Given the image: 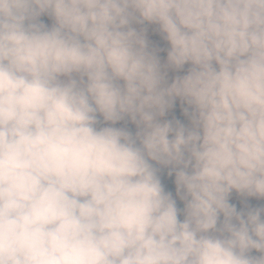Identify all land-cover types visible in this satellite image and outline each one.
I'll list each match as a JSON object with an SVG mask.
<instances>
[{"label":"clouds","instance_id":"obj_1","mask_svg":"<svg viewBox=\"0 0 264 264\" xmlns=\"http://www.w3.org/2000/svg\"><path fill=\"white\" fill-rule=\"evenodd\" d=\"M249 198L264 0H0V264H264Z\"/></svg>","mask_w":264,"mask_h":264},{"label":"trees","instance_id":"obj_2","mask_svg":"<svg viewBox=\"0 0 264 264\" xmlns=\"http://www.w3.org/2000/svg\"><path fill=\"white\" fill-rule=\"evenodd\" d=\"M42 19H43L46 23H48V22H47V21H48V17H47V16L42 17ZM154 37L158 38L159 36H154ZM155 45H156V44H155ZM166 48H167V44L164 45V49H166ZM165 52H166V51H165ZM173 115H176L178 118L183 119V116H182V113H181L180 109L177 110V111H175V112H173ZM123 123H124V122H121V125H123ZM121 125H118V126H121ZM127 126H128L130 129H132L133 131L135 130V126L132 125L130 122L128 123ZM173 180H174V177H173V178H170V179L167 181V183H168L169 188H170V189L173 191V193H174V191H175V187H174V183L172 182ZM234 198H235V197H234ZM234 198L231 199V202L237 204L238 207H242V206H243L242 201H240V200H236V199H234ZM249 200H250V202L253 203V204L264 203V201H257V200H255V198H249Z\"/></svg>","mask_w":264,"mask_h":264},{"label":"rangeland","instance_id":"obj_3","mask_svg":"<svg viewBox=\"0 0 264 264\" xmlns=\"http://www.w3.org/2000/svg\"><path fill=\"white\" fill-rule=\"evenodd\" d=\"M49 24L51 23V20L48 18V21H47ZM149 36H150V39L153 41L154 44H156V46L160 47L161 49H164V45H166V41L163 40V38L156 32H154L151 28L149 30ZM154 36H159L158 38L154 37ZM160 55H161V58H166V52L165 51H161L160 52ZM170 75H173L172 73H170ZM180 107H179V102H177V106L174 110L177 111L179 110ZM235 197V198H234ZM236 199V200H240L242 201V198L238 196V194L236 193H233L231 199Z\"/></svg>","mask_w":264,"mask_h":264}]
</instances>
